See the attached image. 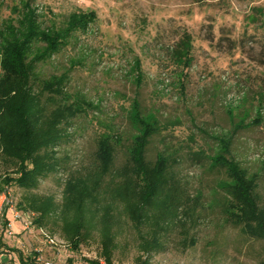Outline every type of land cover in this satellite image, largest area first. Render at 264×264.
Segmentation results:
<instances>
[{"label":"rangeland","instance_id":"1","mask_svg":"<svg viewBox=\"0 0 264 264\" xmlns=\"http://www.w3.org/2000/svg\"><path fill=\"white\" fill-rule=\"evenodd\" d=\"M29 2L43 28L93 14L89 32L39 71L59 74L71 61L69 90L98 109L68 130L58 149L64 168L32 190L4 185L18 166L0 151V192L10 194L0 264H264V236L228 221L229 179L212 161L221 140L230 142L228 158L259 177L264 205V0H0L3 37ZM181 56L187 59L176 61ZM135 100L160 120L149 159L165 152L173 160L179 190L150 197L123 172L87 197V181L70 177L92 172L98 137L111 124L124 136L117 165L125 164ZM257 116L260 125L239 128ZM44 208L50 214L42 220ZM79 216L87 228L74 231Z\"/></svg>","mask_w":264,"mask_h":264},{"label":"trees","instance_id":"2","mask_svg":"<svg viewBox=\"0 0 264 264\" xmlns=\"http://www.w3.org/2000/svg\"><path fill=\"white\" fill-rule=\"evenodd\" d=\"M31 4L29 2L25 7L18 27H5L9 37H3L4 33L1 35L0 31V151L18 166L17 177H6L4 185L15 184L25 190L36 188L40 179L62 169L64 165L58 158V149L69 139L68 130L80 116L98 109L84 94L69 90L74 67L71 61L70 67L59 74L45 77L39 71L79 41L81 34L89 32L95 23L93 14L72 13L62 28H43ZM175 59L182 62L187 58ZM135 67L138 70L137 83L141 86L139 61H135ZM129 119L135 134L129 138L131 142L122 167L117 165V156L124 136L111 124L98 137L92 172L70 177L71 183L75 184L82 179L87 181V197L97 195L107 176L115 173L120 176L123 172L129 173L135 185L150 197H158L165 189L173 187L176 192L179 190L173 174V160L165 152L157 154L154 161L149 159L152 140L161 135L160 120L146 112L136 100ZM261 120L262 116H257L251 125L241 124L239 128H250L254 123L260 125ZM229 143L221 140L222 151L212 160L214 168L224 169L229 179V183L224 184L228 195V221L240 227L245 235L255 234L260 238L264 236V205H261L257 192L259 177L250 175L239 162L228 158ZM31 203L36 209H29L37 210L39 200ZM44 210L42 220L50 214L47 208ZM83 218H77L74 231L87 228ZM21 264L29 262L22 260Z\"/></svg>","mask_w":264,"mask_h":264},{"label":"built area","instance_id":"3","mask_svg":"<svg viewBox=\"0 0 264 264\" xmlns=\"http://www.w3.org/2000/svg\"><path fill=\"white\" fill-rule=\"evenodd\" d=\"M9 192L8 189L6 187L5 191H3L2 193L0 192V200L2 197H5V201L3 204L0 203V227L2 226V218H3V212L5 210L6 205L9 203L8 199H9Z\"/></svg>","mask_w":264,"mask_h":264}]
</instances>
